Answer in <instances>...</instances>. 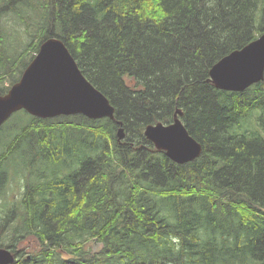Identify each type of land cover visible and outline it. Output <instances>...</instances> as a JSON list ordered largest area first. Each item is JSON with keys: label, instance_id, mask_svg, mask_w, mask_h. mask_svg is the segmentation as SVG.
Here are the masks:
<instances>
[{"label": "trees", "instance_id": "obj_1", "mask_svg": "<svg viewBox=\"0 0 264 264\" xmlns=\"http://www.w3.org/2000/svg\"><path fill=\"white\" fill-rule=\"evenodd\" d=\"M6 21L24 42L11 53ZM263 34L264 0H0L12 54L0 55V95L56 37L115 108V120L20 111L0 128V203L11 181L25 185L0 210L13 264H264V81H209ZM178 109L203 146L183 165L144 135Z\"/></svg>", "mask_w": 264, "mask_h": 264}, {"label": "water", "instance_id": "obj_2", "mask_svg": "<svg viewBox=\"0 0 264 264\" xmlns=\"http://www.w3.org/2000/svg\"><path fill=\"white\" fill-rule=\"evenodd\" d=\"M209 81L227 92H243L264 81V34L223 57L210 70ZM48 119L82 115L88 119L114 120L115 108L83 75L66 45L49 38L24 70L20 80L5 95H0V128L17 112ZM176 111L171 124L158 122L145 128L144 135L158 151L179 165L193 162L202 155L201 143L193 138ZM118 140L125 139L123 123L117 122ZM14 253L0 248V264H13Z\"/></svg>", "mask_w": 264, "mask_h": 264}, {"label": "rangeland", "instance_id": "obj_3", "mask_svg": "<svg viewBox=\"0 0 264 264\" xmlns=\"http://www.w3.org/2000/svg\"><path fill=\"white\" fill-rule=\"evenodd\" d=\"M4 30V33H5V36H6V39H7V44L4 46V48H3V51H5L6 53H11V51H12V44L14 43V42H20V43H22V45L24 44V42L22 41V39H20L18 36H15V35H13V33L12 32H10V29H9V22L8 21H6L5 23H4V25L2 26V29H1V32ZM5 30H7L8 32H10V33H6L5 32ZM42 44V43H41ZM65 44V43H64ZM66 45V44H65ZM67 47V46H66ZM40 49V48H39ZM2 50H0V55L1 56H3V57H6V58H8L10 55H12V54H4V52H3ZM39 52V51H38ZM38 54V53H37ZM36 54V55H37ZM35 55V56H36ZM13 56H15L16 58H19V56H20V52H16V54H13ZM35 58V57H34ZM33 58V59H34ZM32 59V60H33ZM31 60V61H32ZM31 61H30V63H31ZM29 63V64H30ZM78 64V63H77ZM79 67V66H78ZM81 70V69H80ZM84 75V74H83ZM95 87V86H94ZM20 112V111H19ZM26 112V111H25ZM16 114V113H15ZM176 114V113H175ZM175 114H174V116H173V119H174V117H175ZM59 117H61V116H59ZM59 117H53V118H48V119H43V120H53V119H56V118H59ZM70 117V116H69ZM114 117H115V115H114ZM104 119V118H103ZM91 120H98V119H91ZM115 120V119H114ZM120 122V121H119ZM122 122V121H121ZM123 123V122H122ZM158 123V122H157ZM152 124H156V123H152ZM163 124H165V123H163ZM171 124V123H170ZM150 125V124H149ZM166 125H168V124H166ZM148 126V125H147ZM146 126V127H147ZM203 147V146H202ZM3 186V185H2ZM1 187V186H0ZM25 188V185H24V182H22V181H19V180H14V181H11L10 182V185H9V191H8V196L5 198V199H3L2 201H1V203H3V204H1L0 203V210H2L3 208H5V205H4V203H6V204H10V203H13V202H15V201H17L19 198H20V194H21V191H22V189H24ZM23 245H28V246H30V247H33V246H36L37 245V243H36V241H35V239L34 238H32L29 242H25ZM91 247H92V252H99V251H101L102 250V245L101 244H98V243H94V244H92L91 245ZM16 259V258H15Z\"/></svg>", "mask_w": 264, "mask_h": 264}, {"label": "bare ground", "instance_id": "obj_4", "mask_svg": "<svg viewBox=\"0 0 264 264\" xmlns=\"http://www.w3.org/2000/svg\"><path fill=\"white\" fill-rule=\"evenodd\" d=\"M51 38H56V37H51ZM49 39V38H48ZM56 39H58V38H56ZM47 40V39H46ZM60 40V39H59ZM62 41V40H61ZM63 42V41H62ZM64 43V42H63ZM70 52V51H69ZM36 189L37 188H33V189H30V191H28V193H30L31 191L34 193V194H36V193H38V191L36 192ZM40 192V191H39Z\"/></svg>", "mask_w": 264, "mask_h": 264}, {"label": "flooded vegetation", "instance_id": "obj_5", "mask_svg": "<svg viewBox=\"0 0 264 264\" xmlns=\"http://www.w3.org/2000/svg\"><path fill=\"white\" fill-rule=\"evenodd\" d=\"M157 150V149H156ZM158 151V150H157ZM15 255V254H14Z\"/></svg>", "mask_w": 264, "mask_h": 264}]
</instances>
